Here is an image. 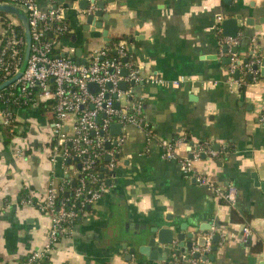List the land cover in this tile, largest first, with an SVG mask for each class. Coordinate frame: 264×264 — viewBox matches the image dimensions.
<instances>
[{"label":"crops","instance_id":"1","mask_svg":"<svg viewBox=\"0 0 264 264\" xmlns=\"http://www.w3.org/2000/svg\"><path fill=\"white\" fill-rule=\"evenodd\" d=\"M36 1L41 9L62 8L68 35L57 50L74 61L76 48L86 61L92 50L123 38L133 63L160 80L131 84L133 95L126 99L141 100L144 126L118 122L120 133L109 127L122 140L114 168L104 171L110 179L107 190L60 237L48 264H165L169 244L162 245L165 256L157 254L162 259L137 250L126 258L132 232L156 223L177 230L180 225L188 232L204 226L193 232L196 243L215 226L220 238L212 241L216 249L208 257L214 258L205 264H264V123L259 120L264 75L252 68L254 56L258 63L264 57V0ZM100 1L102 14L95 23L101 27L93 22L86 26L85 14L98 9ZM235 15L240 16L238 31L225 34L221 21ZM225 36L237 42L224 43ZM232 53L241 62L230 83L229 62L223 59ZM124 97L122 105L127 104ZM51 118V108L32 105L15 111L17 132L9 141L0 131V264H18L48 237L49 217L38 210L37 202L52 169L61 174L50 160ZM147 126L153 137H147ZM161 137H182L175 158L163 157ZM203 141L216 155H201L195 169L217 185L233 183V205L219 202L210 186L181 169L180 159L189 155V146ZM245 225L247 235L242 232Z\"/></svg>","mask_w":264,"mask_h":264},{"label":"built area","instance_id":"2","mask_svg":"<svg viewBox=\"0 0 264 264\" xmlns=\"http://www.w3.org/2000/svg\"><path fill=\"white\" fill-rule=\"evenodd\" d=\"M0 3L22 9L28 17L30 28L31 45L26 68L9 84L18 88L13 98L14 104L31 102L32 106L52 100L53 144L50 160L54 166L57 165L61 174L58 176L56 170L52 169L44 196L37 202L38 210L49 217L48 237L40 249L29 252L22 263L40 264L42 257H48L60 237L70 232L75 220L88 213L92 204L107 190L108 172H104L102 167L107 171L114 168L122 140L121 134H111L110 124L117 121L121 126L127 123L144 126L141 100L126 99L132 98L131 84L142 80H160L151 73L143 74L140 67L133 63L127 40L123 38L114 40L111 47L103 45L92 50L84 63H76L70 55L57 50L61 33L68 30L61 7L41 9L36 0H0ZM9 15L5 14L1 21L5 25L0 33V82L18 70L23 53L24 36L16 29L20 22ZM223 42L232 44L237 40L232 36H225ZM54 49L56 52H53ZM110 49L115 53L114 56L109 55ZM229 59L227 70L231 77L230 83H233L235 80L232 74L239 69L240 63L233 53ZM252 61L258 63L259 59L254 56ZM245 67L250 68L249 65ZM122 69H126L125 75H122ZM121 81L126 84L124 89L119 87ZM90 82L97 85L96 90L89 89ZM178 82L172 81L173 84ZM122 96H125L126 105L121 103ZM13 113L8 107L0 109V129L15 120ZM259 120L264 123V102L260 106ZM145 132L148 138L155 135L148 126L145 127ZM106 142L114 144L108 148L105 146ZM181 142L182 137H161L159 144L163 157L175 158L177 155L174 148ZM189 147V155L180 159L183 173L192 175L199 184L210 186L215 198L233 205L236 196L233 183L217 185L205 173L195 169V160L200 159L203 154L216 155L215 150L207 141L192 143ZM106 155L109 156L108 159H105ZM27 200L31 201L30 198ZM215 231L216 227L211 225L203 235V244L193 241L189 250H181L174 242L170 245L165 264H205ZM242 232L247 235L249 227L245 225ZM193 253H198V256H193Z\"/></svg>","mask_w":264,"mask_h":264},{"label":"water","instance_id":"3","mask_svg":"<svg viewBox=\"0 0 264 264\" xmlns=\"http://www.w3.org/2000/svg\"><path fill=\"white\" fill-rule=\"evenodd\" d=\"M87 5L82 6L81 8H86ZM97 7L98 9H96L93 12H89L87 14H85V19L84 22L86 24V26H89V24H91L92 22L98 26L101 27L102 23L101 22H97L95 23V18L96 16H100L102 14V7H103V3L102 1L97 3ZM0 13H4V14H10L14 17H16L19 22H20V26L22 28V32H23V36H24V45H23V53H22V59H21V63L19 65L18 70L12 75L10 76L8 79L0 82V90L6 86H8L9 84L13 83L25 70L26 65H27V60L29 57V53H30V45H31V37H30V28H29V24H28V17L26 15V13L20 9L19 7H16L14 5L11 4H6V3H0ZM240 16L239 15H235L234 17H226L221 21V25L223 27V32L225 34H229V35H234L236 34V32L238 31V25H237V19H239ZM86 28V27H85ZM103 35H104V39L106 41L109 40L108 38V25L105 24L103 25ZM108 43V42H107ZM233 50H236V46H234L232 48ZM81 53V49L80 48H76V58H75V62L76 63H84L85 59H80L79 55ZM250 53V57H251ZM249 57V58H250ZM224 63H228L229 62V57H225L224 59ZM244 62H248V58L243 59ZM241 60L238 61V63H240ZM252 68L253 69H257L259 68V72L261 75H264V57L261 58L259 63H253L252 64ZM122 75L126 74V69H122L121 70ZM238 72L236 71L234 73L235 77H237ZM126 86L124 81H121L119 83V87L121 89H124ZM89 89L91 90H96L97 89V85L94 82H90L88 84ZM115 105H117V102L115 103ZM110 131L114 132V133H120V124L118 122H112L110 124ZM106 147H108V142L105 144ZM216 147V145H215ZM190 148V147H189ZM109 156L106 155L105 159H108ZM69 161V159L67 160ZM103 171H106L107 169L105 167H102ZM255 177V176H254ZM256 179V177H255ZM110 182V179H107V183ZM67 194V192H66ZM88 208H90V205H88ZM161 223H156L153 224L151 226L148 227H140L137 228L136 230H134L130 236V244L131 246L129 247V253L127 254L126 258H130L131 255L135 254V251H139L140 253H143L145 256L149 257L150 259H154V260H158V259H162L161 257H157L158 253H161L163 256L166 255V251H163V246L164 244H173L174 242L177 244V246L183 250V249H187L189 250L192 246V236H193V232L197 231L198 229H204V226H199L197 229L195 228L192 232H188L185 231V228H181L182 226L179 225L180 229H175V227H164L159 225ZM206 227L209 226V224L205 225ZM188 237L190 240L185 241V238ZM219 235L218 234H214L212 241L213 242H218L219 241ZM204 236L199 237L197 243L199 244H203L204 242ZM123 247H126V243H123ZM212 250L216 249V245L213 244L211 246ZM193 256L197 257L198 253H193ZM213 255H210L208 257V260H213ZM200 264H204V263H200Z\"/></svg>","mask_w":264,"mask_h":264},{"label":"trees","instance_id":"4","mask_svg":"<svg viewBox=\"0 0 264 264\" xmlns=\"http://www.w3.org/2000/svg\"><path fill=\"white\" fill-rule=\"evenodd\" d=\"M4 16H5L4 13H0V19H1V21H3ZM4 25L5 24L2 23V26H4ZM16 29L21 34H23L22 28H21L20 25H18L16 27ZM67 35H68V31H65L64 33H61L60 38L65 37ZM112 43H113V41H112ZM112 43L108 44V46L111 47L112 46ZM53 52H56V50L54 49ZM114 54L115 53L113 52V50L110 49L109 50V55L110 56H114ZM248 59H250V58H248ZM244 76H246V77H244L245 79H248L247 78V75H244ZM0 81H1V71H0ZM17 92H18V88H17L16 85H8L5 88L1 89L0 90V109L1 108H5V107H8L10 110L14 111V113H13V115H14L15 114V111L17 109H22V108H26V107L31 106V102H28L26 104H21L20 103L18 105L14 104L13 98L16 95ZM51 104H52V100L51 99H49L47 101H44V102H38L37 103V105L40 106L41 108H43L44 106H47V107L51 108V110H52ZM13 124H16L17 125L18 122L15 121V120L14 121H11L8 125H5V126H3L0 129L1 130V133L4 134V140L6 142L9 141L10 137L17 132L16 131L17 129H16V127H13ZM52 144H53V140L51 141V145ZM218 201L221 202V203H226L221 198L220 199L218 198ZM231 219H234V213H233V211H231ZM256 247H257V244H256V246H254V248H256ZM25 259H26V256L21 261H19L18 264H22L25 261ZM40 264H48L47 257H42V259L40 260Z\"/></svg>","mask_w":264,"mask_h":264},{"label":"rangeland","instance_id":"5","mask_svg":"<svg viewBox=\"0 0 264 264\" xmlns=\"http://www.w3.org/2000/svg\"><path fill=\"white\" fill-rule=\"evenodd\" d=\"M9 16H12V15H9ZM14 17V16H13ZM0 22H1V19H0Z\"/></svg>","mask_w":264,"mask_h":264}]
</instances>
